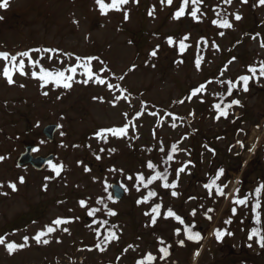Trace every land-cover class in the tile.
Returning a JSON list of instances; mask_svg holds the SVG:
<instances>
[{"label":"rangeland","instance_id":"rangeland-1","mask_svg":"<svg viewBox=\"0 0 264 264\" xmlns=\"http://www.w3.org/2000/svg\"><path fill=\"white\" fill-rule=\"evenodd\" d=\"M180 4L181 0H173L171 6L166 2L162 5L160 0H139L138 4L129 0L121 11L107 15L100 13L96 0H10L7 9H0V52L15 55L41 49L33 54L39 65L33 67L23 58L28 74L16 73L13 84L0 74V156L4 157L0 161V237H6V243H21L29 237L28 246L11 254L0 245V264H136L149 252L157 257L155 264H264V248L255 238L248 240L252 228L264 233V192L259 197L260 224L255 221L254 192L264 183V78L259 83L251 81L249 91L234 90L228 96V102L240 101L239 106L228 109L235 113L233 122L215 119L213 107L217 96L227 97V83L218 81H235L248 74L249 65L258 67L264 61V5L258 0H232L231 4L203 0L197 21L187 13L173 19ZM153 6L155 12L149 16ZM191 7L190 0L189 10ZM217 7L222 10L220 17L233 23L231 29L212 23L219 18ZM124 11L129 13L128 20ZM235 14L242 19L236 21ZM185 36L186 50L181 54L179 42ZM169 37L174 40L172 45L167 42ZM213 41L219 50L212 47ZM157 46L153 57L150 53ZM43 49L59 51L45 53ZM198 55L204 58L200 70L194 66ZM90 57H98L103 64ZM85 64L118 88L109 89L94 80L82 83L87 79ZM6 65L11 67L0 60V70ZM132 66L135 69L129 71ZM41 67L53 72L76 67L73 87L44 86L31 75ZM121 75L125 76L123 81L118 79ZM202 83L207 84L206 90L191 96ZM116 96L121 99L113 106ZM181 100L184 102L179 103ZM231 123L239 126L236 132ZM125 124L129 126L125 137L107 134L105 140L97 136L102 129ZM49 126L58 128L52 142L42 134ZM255 133L262 135L257 138ZM161 141L165 153L159 151ZM173 144L179 152L169 167L165 154H171ZM29 146L35 147V157L53 156L54 160L42 171L30 165L18 166ZM149 160L158 164L159 170L171 172L169 183L176 178L175 170L191 161L180 173L175 189L178 197L171 196L172 189L160 187L159 181L148 189L141 186V191L136 190V175L152 174L146 168ZM52 164L63 165L59 176ZM220 168L225 171L217 183L228 184L226 195L221 197L213 190L209 196L204 185ZM129 175L133 180L126 179ZM20 177H24L23 183ZM9 182L16 184V191ZM113 184L124 189L123 200L108 199ZM235 189L241 196L251 193L246 206L232 203ZM150 190L158 193L151 204L162 202L165 210L171 208L186 223L193 221L194 231H200L203 239L189 241L183 231L176 236L174 230L181 226L172 218L165 219L163 212L152 226L151 217L144 215L150 204L137 203ZM101 199L103 203L98 202ZM81 200L87 207L80 205ZM94 208L99 211L89 216L87 212ZM194 208L197 215L192 218L189 214ZM109 209L117 215L109 216ZM208 209H213L207 212L211 220L205 217ZM57 218L73 222L57 226L52 223ZM230 218L232 223L225 224ZM105 220L107 225L97 223ZM49 225L55 231L43 239L50 242L36 243L32 237ZM113 225L118 226L119 239L101 244L104 251L97 249ZM65 227L68 232L63 231ZM216 229H227L234 235L219 242ZM159 238L166 244L159 245ZM180 240H184L183 246ZM167 244H171L170 255L162 261L158 248Z\"/></svg>","mask_w":264,"mask_h":264},{"label":"snow or ice","instance_id":"snow-or-ice-1","mask_svg":"<svg viewBox=\"0 0 264 264\" xmlns=\"http://www.w3.org/2000/svg\"><path fill=\"white\" fill-rule=\"evenodd\" d=\"M132 2L134 3H139V0H132ZM165 2L167 3L168 6H171L173 4V0H160V3L163 5L165 4ZM232 0H224V3L227 4H231ZM242 2L247 3V0H242ZM203 3V0H191V10H189V4H190V0H181V4L178 6V8L174 11L173 13V19L175 20H179L182 17H184L186 15V13L193 19L199 21L200 17L198 16V13L200 12V5ZM258 3L260 5H264V0H258ZM96 4L99 7V11L102 15H107L109 13V11H121L123 9L124 6L129 4V0H111V3H106L105 0H96ZM10 6V0H0V9H7ZM155 12V6H153L149 12L148 15L149 16H153ZM217 17H219L218 19H214L212 21L213 24L217 25L218 28L220 29H231L233 27V23L226 17H220V13L217 12ZM0 19H3V17H0ZM124 19L128 20L129 19V13L127 11H124ZM234 19L236 21H239L240 19H242L241 15L239 14H235ZM221 36L224 35V32H220L219 33ZM259 34H257L258 36ZM253 39H256V36L252 37ZM188 37L185 36L183 39L180 40L179 42V52L181 54L184 53V51L186 50V45L184 43L185 40H187ZM203 43L207 44L208 41L206 38H201ZM169 45H172L174 43V40L172 37H169L167 40ZM212 47L215 48L216 50H219V46L215 44V42L213 41L212 43ZM261 47H264V41H261ZM41 51V49H32V50H27V51H22L19 52L15 55L10 54L7 51H3L0 52V60L6 61L8 62L9 65H11V67L9 66H5L3 67L2 70H0V74L3 75V77L7 80V82L9 84H13L15 81L13 79L14 75L16 73H19L20 75H27L28 73L25 71L26 68V64H25V59L23 58H27V60L32 64L33 67H36L37 65H39V61L35 60L33 58V54L34 53H39ZM43 51L45 53H53V52H57L59 50L56 49H43ZM157 51H158V46L156 49H154L150 55L155 57L157 55ZM51 58V57H49ZM77 59H80V57H77ZM91 59H95L97 60L101 65L103 64V61H100V59L98 57H90ZM203 56H197L195 58L194 61V66L197 70L201 69V65H202V61H203ZM232 60H235V57L232 58ZM180 63H182L183 61H179ZM232 61H229V63H231ZM83 67L87 68V71L85 73V75L87 76V79H85L84 81H82V83H89L90 81H95L96 83L100 84V85H107L109 89L112 88H118V85L116 84H112L109 83L106 79L102 78L100 75L95 74L92 71V68L89 67L87 64L83 65ZM153 67H155V65H153ZM135 69V66H132V68L129 69V71H133ZM226 70V69H225ZM107 71H111V69H107ZM77 72L76 67H71L69 69H67L66 71H57V72H53V71H48L46 69H44L43 67L40 68L39 72H32L31 75L35 78H38L40 81L43 82L44 86H47L49 84L54 85L55 87H63L64 89H71L73 87V83L75 82V73ZM247 73L248 74H244L239 76L235 81L232 80H228V81H218V83L224 84L227 83V96L231 97L233 95V91L234 90H240L242 89L244 92L249 91V84L251 81L255 80L257 83H259L260 79L264 78V61L259 62V66H253V65H249L247 68ZM114 75V74H113ZM221 76H223V73H221ZM119 80L123 81L125 79L124 75H121L118 77ZM209 83H211V81H209ZM23 87V85H21ZM207 88V84L202 83L201 85H199L198 87L194 88L192 90L191 96H199L201 93H203ZM121 91H127L126 89H121ZM44 95H48L47 92L44 93ZM126 98V97H125ZM191 97H189L190 99ZM121 99L120 96H116L114 97L113 100V106H115V101ZM184 101L181 100L179 101V103H183ZM203 102V101H202ZM224 103L223 98L220 100V102L216 103L213 105L214 109L217 112V115L215 117V119L219 120L221 117L227 118L229 115L228 109L232 108L233 106H239L240 105V101L239 99H232L229 103L225 104L224 107H222V104ZM144 113H138V116L143 115ZM152 115H157V113L153 112L151 113ZM125 117L127 118V113H124ZM192 115H194V113H192ZM129 133V126L128 124H125L124 126H120V127H111V128H107V129H102L100 130V132L97 133V136H101L104 137L105 140L107 139V134H110L113 137H117V138H122L127 136ZM241 147H243V142H239ZM103 151V149H102ZM110 151H115V149H110ZM159 151L161 153H165V148L163 146V142H159ZM214 152V150H212ZM170 152L171 154H165L166 155V160L165 162H167L170 164L171 162L174 161V157L178 154L179 152V148L178 145L173 144L170 147ZM97 159H100L99 156L96 157ZM4 159L3 156H0V161H2ZM191 164V161H188L187 163H184L181 167L177 168L176 171V178L174 180H172L171 183H169V177L171 176V172L165 168L163 171L159 170V165L156 163H153L151 160H149L146 164V168L148 170H151V175H149L148 177H146L144 175V173H138L135 177L136 183L134 184V187L136 188L137 191H141V186H143L144 189H148L150 185H153L155 182L159 181L160 182V187H162L163 189H172L171 191V196L172 197H178L179 193L177 191H175V189L178 187L179 184V176L180 173L185 172L186 168L188 167V165ZM52 170L54 171L56 176H59L61 174V171L63 169V165H59L57 166L56 164H52L51 165ZM86 171H90V169H85ZM112 171H116V169H112ZM122 172V170H120ZM224 169L220 168L214 177H210L209 178V182L206 183L204 185V187L208 190V194L209 196L213 195V190H215V194L219 195L221 197H224L226 195L225 189L228 188V184L224 183V184H219L217 183V181H219L223 176H224ZM46 179H51V177H46ZM126 179L128 180H133V176L129 175L126 177ZM19 182L23 183L24 182V177H20L19 178ZM106 187H110L107 185V181H105ZM13 191H16V184L9 182L8 185ZM3 185L0 184V188H2ZM46 185H45V190H46ZM236 191V198L232 201V203L234 205L237 206H246L248 204V196L251 195V193H249L248 195H244L241 196L239 189H235ZM255 195L257 197L256 203H255V209H257L256 212V216H255V221L257 224L261 223V214L258 211L261 208V201L259 199L260 195L262 192H264V183H261L259 185V187L255 188L254 190ZM4 195H7V193H2ZM158 196V193L155 190H150L146 193L145 196H143L140 200L137 201L138 204L143 203V204H150V209L149 211H146L144 213L145 216H149L151 217L150 223L152 226H155V224L157 223V219L161 216L162 212L164 215L165 219L168 218H172L174 221H176L181 227H177L174 230V234L176 236H180L182 231L183 234L185 236V239L189 240V241H193V242H199L200 240L203 239V236L201 234L200 231H194V229L196 228V225L193 221H188L186 223L185 219L177 214L174 210H172L171 208H167L165 210L164 205L162 202H157L155 204H151V201L156 198ZM108 199L112 200L113 202H116L113 199V195L110 193L108 195ZM190 199H195V197H192ZM99 203H103V200L101 199L100 201H98ZM80 205L82 207H87V202L85 200H81L79 201ZM105 207H107V205H105ZM99 209H91L90 211L87 212V214L89 216H93L96 212H98ZM213 211V209H208L205 212V217L208 220H211L212 217L210 215H207V212H211ZM237 213V209L236 207H233L232 209V214L236 215ZM109 216H116L117 213L112 210L109 209L108 213ZM192 218H195V216L197 215V210L194 208L192 209V211L189 214ZM73 222L71 218H57L56 220H54L52 223L54 225H64V224H68ZM97 223H103L105 225L108 224V221H97ZM225 224H231L232 220L231 218L224 221ZM148 226V225H146ZM118 226L113 225L111 228L108 229L106 236L104 237L103 240L100 241V243H98L96 245V248L104 251L105 249L101 247V244L104 243H111L114 240H118L119 239V235L117 234V232L115 231V229ZM55 228L52 227L51 225L46 226V230H41L39 231L35 236L32 237V239L36 242V243H43V244H48L50 241L48 239H43V237L50 235L52 233H54ZM64 232H68L69 229L67 227L63 228ZM97 232V238L99 239V229H96ZM215 236L216 239L219 242L223 241V238L225 236H231L234 235V233L228 231L227 229H216L215 230ZM256 239V243L264 248V233H262V230L259 228H252L250 231V234L248 236V240L252 241L253 239ZM29 240L28 236H25L23 238V242L21 243H17L15 241L13 242H7L6 243V237H0V245H5L6 246V250L11 254L14 253L17 250H21L24 247L28 246L27 245V241ZM59 242V241H57ZM178 243L183 246L184 245V240H180L178 241ZM158 244L159 245H165L166 242L163 240V238H159L158 239ZM249 247H251L252 245L249 244ZM129 247H132L131 245H129ZM170 249H171V244H167L166 246H161L158 248V252L161 254L160 255V260H165L169 255H170ZM90 251L92 249H89ZM128 249H125V252ZM198 254V253H197ZM157 260V257L155 255H153L151 252L147 253V255L141 259H139L136 264H155Z\"/></svg>","mask_w":264,"mask_h":264},{"label":"water","instance_id":"water-1","mask_svg":"<svg viewBox=\"0 0 264 264\" xmlns=\"http://www.w3.org/2000/svg\"><path fill=\"white\" fill-rule=\"evenodd\" d=\"M57 130L58 128L56 126H49L44 129L43 135L45 136L46 139L52 142L54 140V136ZM34 151H35L34 146L27 147L25 153H23L18 160V166L23 167L30 165L34 170L42 171L47 164L51 163L54 160L53 156H49L47 158L34 157L33 156ZM111 189L115 199L122 200L125 197V192L123 188H121L120 186L112 185Z\"/></svg>","mask_w":264,"mask_h":264},{"label":"trees","instance_id":"trees-1","mask_svg":"<svg viewBox=\"0 0 264 264\" xmlns=\"http://www.w3.org/2000/svg\"><path fill=\"white\" fill-rule=\"evenodd\" d=\"M203 4V3H202ZM218 8V11H219V13H220V15L222 14V10L221 9H219L220 7H217ZM221 95V94H220ZM217 96L216 97V101L215 102H213L214 104H216V103H218V102H220V100L223 98V100H224V102L225 101H227V103H229L228 102V96L227 97H225V96ZM225 98H226V100H225ZM213 104V105H214ZM223 105H224V103L222 104V107H223ZM213 109V108H212ZM230 110V109H229ZM214 111H215V109H214ZM234 114L235 113H232V114H230L229 113V115H228V117L227 118H224V117H221L219 120H221L222 118H224V120H229L230 122H233L234 120H235V118H234ZM217 115V113L214 115V117ZM238 121H240V119L238 120ZM231 126L233 127V128H235V132H236V130L239 128V126L238 125H235V124H233V123H231ZM234 132V133H235ZM112 201V200H111ZM113 202V201H112ZM112 217V216H111Z\"/></svg>","mask_w":264,"mask_h":264},{"label":"bare ground","instance_id":"bare-ground-1","mask_svg":"<svg viewBox=\"0 0 264 264\" xmlns=\"http://www.w3.org/2000/svg\"><path fill=\"white\" fill-rule=\"evenodd\" d=\"M261 135H262V133H255V134H254V136L257 137V138H260ZM252 139H253V138H252ZM197 253H198V252H197ZM197 253H196V255H195V260H196V258L199 256V253H200V252H199L198 254H197Z\"/></svg>","mask_w":264,"mask_h":264}]
</instances>
